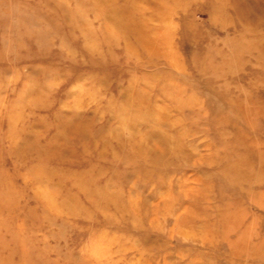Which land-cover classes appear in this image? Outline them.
Here are the masks:
<instances>
[{
  "label": "rangeland",
  "instance_id": "rangeland-1",
  "mask_svg": "<svg viewBox=\"0 0 264 264\" xmlns=\"http://www.w3.org/2000/svg\"><path fill=\"white\" fill-rule=\"evenodd\" d=\"M0 264H264V0H0Z\"/></svg>",
  "mask_w": 264,
  "mask_h": 264
}]
</instances>
